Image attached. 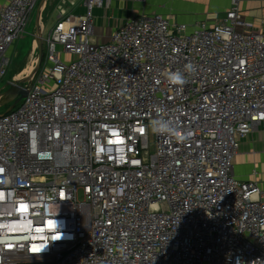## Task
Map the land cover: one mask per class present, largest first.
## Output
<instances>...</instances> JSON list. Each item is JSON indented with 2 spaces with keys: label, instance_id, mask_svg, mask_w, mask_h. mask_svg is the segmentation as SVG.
<instances>
[{
  "label": "built area",
  "instance_id": "2783aa9c",
  "mask_svg": "<svg viewBox=\"0 0 264 264\" xmlns=\"http://www.w3.org/2000/svg\"><path fill=\"white\" fill-rule=\"evenodd\" d=\"M40 2L0 7V63ZM240 2L215 26L133 17L107 44L94 11L112 0L58 10L40 74L0 115V264H264V191L234 174L264 131V22Z\"/></svg>",
  "mask_w": 264,
  "mask_h": 264
},
{
  "label": "crops",
  "instance_id": "0c3cea01",
  "mask_svg": "<svg viewBox=\"0 0 264 264\" xmlns=\"http://www.w3.org/2000/svg\"><path fill=\"white\" fill-rule=\"evenodd\" d=\"M8 1L0 0V7ZM112 2L114 4L112 11L119 10V6L121 13L125 16L117 19L114 24L105 19V10L96 9L94 40L97 44L110 42L114 31L120 29L128 19L133 17L161 15L169 18L174 24L193 26L196 23L205 22L215 26L222 22L232 6V0H149L146 6H139L132 0H112ZM263 5L264 0H241L243 19L259 27L264 20ZM83 13L82 8L78 9V15ZM234 174L239 181L259 183L264 191V131L261 129L253 131L241 141L239 153L234 162Z\"/></svg>",
  "mask_w": 264,
  "mask_h": 264
},
{
  "label": "rangeland",
  "instance_id": "374dc122",
  "mask_svg": "<svg viewBox=\"0 0 264 264\" xmlns=\"http://www.w3.org/2000/svg\"><path fill=\"white\" fill-rule=\"evenodd\" d=\"M76 0H47L44 9L42 12L40 24H41V30L44 31V38L48 37L51 30L54 28L55 24L57 23L58 19V10L62 7L68 6L69 9H72V2H75ZM78 4H80L81 0H77ZM41 2L37 6L36 10L32 14L30 24L28 25L25 33L23 36L15 42L12 48H10L5 56V60L0 63V69L3 67H8V75L1 80L0 79V95L6 94L8 91L11 90V87L9 86V83L14 82V78L20 75L24 70L35 60H38L40 52H39V43L36 50L34 49V44L37 43V29H36V17H37V11L40 6ZM114 6V4H113ZM264 6V5H263ZM81 8V7H79ZM113 9V7H112ZM119 10H111L109 13H106V17L109 18L106 20H110L111 22H114L122 16H125L124 13H121V9L118 6ZM102 10V9H100ZM104 11V9L102 10ZM96 13V12H95ZM262 14L264 15V11H262ZM102 19V18H101ZM264 22V20L262 21ZM43 46V64L44 59L46 57V45L45 43L42 44ZM43 64L41 65L40 69L43 68ZM40 73L37 72L38 76ZM28 75L25 77L27 78ZM21 82V81H20ZM20 82L18 84H20ZM7 107L0 108V115L5 114L7 111ZM81 197V196H80Z\"/></svg>",
  "mask_w": 264,
  "mask_h": 264
},
{
  "label": "water",
  "instance_id": "95a60500",
  "mask_svg": "<svg viewBox=\"0 0 264 264\" xmlns=\"http://www.w3.org/2000/svg\"><path fill=\"white\" fill-rule=\"evenodd\" d=\"M47 0H42V3L40 4L39 8H38V11H37V17H36V29H37V41L39 43V52H40V55H39V58H38V70L42 64V61H43V32L41 30V24H40V20H41V16H42V12H43V9H44V5L46 3ZM37 70V72H38ZM36 72V74H37ZM35 74V75H36ZM34 75V76H35ZM34 76H30V77H27L26 79H23L20 84H16L14 85L15 83H9V86L11 87V90L12 89H16V94L15 97L13 98V100L11 101H7V102H3L0 104V108L2 107H5V106H10V108L8 109L7 112H10L12 111L19 103H21L26 97H27V89L24 87L26 85H30Z\"/></svg>",
  "mask_w": 264,
  "mask_h": 264
},
{
  "label": "clouds",
  "instance_id": "9594fccd",
  "mask_svg": "<svg viewBox=\"0 0 264 264\" xmlns=\"http://www.w3.org/2000/svg\"><path fill=\"white\" fill-rule=\"evenodd\" d=\"M185 70L188 72H192L194 71V66L191 63H189L185 65ZM167 79L169 83L172 85L182 86L186 83L184 74L181 71L167 73ZM151 127H152L153 132L167 133L172 136H175L177 140H181V141L185 139L184 136L179 134V132L177 131V128L174 127L170 121L153 120L151 122Z\"/></svg>",
  "mask_w": 264,
  "mask_h": 264
},
{
  "label": "bare ground",
  "instance_id": "6f19581e",
  "mask_svg": "<svg viewBox=\"0 0 264 264\" xmlns=\"http://www.w3.org/2000/svg\"><path fill=\"white\" fill-rule=\"evenodd\" d=\"M38 47V42L34 44V49L36 50V48ZM38 60H35L34 62H32L25 70L24 72H22L20 75H18L17 77L14 78V85L18 84L20 81H22L23 79H26V75H28L27 77L30 76H34L38 70ZM16 89H12L10 91H8L6 94H2L0 95V104L3 103L4 101H11L13 100V98L15 97L16 94Z\"/></svg>",
  "mask_w": 264,
  "mask_h": 264
},
{
  "label": "snow or ice",
  "instance_id": "6c2138e0",
  "mask_svg": "<svg viewBox=\"0 0 264 264\" xmlns=\"http://www.w3.org/2000/svg\"><path fill=\"white\" fill-rule=\"evenodd\" d=\"M34 251H39V249H33Z\"/></svg>",
  "mask_w": 264,
  "mask_h": 264
}]
</instances>
